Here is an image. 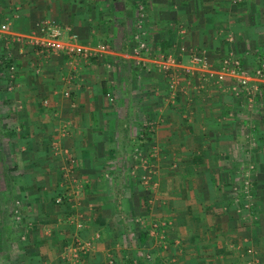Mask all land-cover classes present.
Wrapping results in <instances>:
<instances>
[{
  "label": "crops",
  "instance_id": "obj_1",
  "mask_svg": "<svg viewBox=\"0 0 264 264\" xmlns=\"http://www.w3.org/2000/svg\"><path fill=\"white\" fill-rule=\"evenodd\" d=\"M92 1L0 0V44L6 39L12 41L10 45H5L8 49L5 53L11 51V56L18 64L14 95L10 98L16 100L19 93L20 100L18 98L16 102H23L24 106V111L15 115L16 122L13 120V126H19L25 137L23 148L16 146V151H23V167L34 169L39 162L37 175L43 179L51 174L54 178L52 191H48L42 185L41 177L36 176L28 185L29 195L20 196L25 201H22V209L31 219L29 224L23 226L25 233L29 237L33 235L37 239L36 245L40 247L46 245L53 251L59 248L64 231L58 227L66 219L70 222L69 212L64 207L69 206L66 200L64 204L55 203L58 196L65 197L68 194L58 187L65 170L63 150L68 148L75 158L73 169L78 181L74 183L88 185L84 191V202L79 204V211L81 213L82 210L85 216L87 213V217L91 215L92 219H86V222L90 221L92 225L88 229L79 230V234L86 238L100 235V239L95 240L82 261L84 264H104L106 261L107 264H122L134 259L127 257L125 250L116 251L122 247L116 238L117 229L111 223L113 208L106 201L108 192L102 186L106 184L107 176V170L103 169V158L113 151L115 135L134 137L144 128L145 131H152L153 144L163 156L152 164L158 170L155 178L158 191H155V202L149 206L150 211H143L142 204H145L146 199L142 192L139 195L134 191L130 197L136 195V206L142 205L135 213L145 218H142L145 221L142 229L148 234L142 245L145 247L148 240H153L152 258L156 264H222L221 257L227 250L225 237L232 230H228V227H232V221L218 211L224 201L222 203L215 194L214 197L203 195L204 178L197 175L195 169L238 164L236 160L214 159L218 154L220 157L223 151L238 150L232 137L236 130L234 121L239 120L235 118L240 116L242 101L230 91L236 83V77L228 75L223 82L209 83L212 80L202 78L212 69L205 71L200 65L188 66L182 63L186 71L182 70L181 82L171 92L168 90L170 76L167 77L158 67L161 59L174 51V48L183 42L189 43L181 25L190 31L194 29L192 24L200 21L197 16L206 17L199 24L203 22V28L207 29L208 20L212 17L209 13L211 9L198 15L197 12L202 8L191 4L193 0H146V4H142L147 7L144 22L150 27L142 30L145 31V40L151 49L148 47V51L139 57L140 65L136 73L127 66L119 68L123 75L127 70L128 77L136 74L134 80H126L122 76L123 79L120 77L115 81L112 72L94 66L96 63L91 60L95 58L89 61L70 58L61 48L54 53L42 54L30 45L15 40L16 36L38 35L37 24L46 19L60 25L66 32L60 41L62 45L68 43L67 35L70 32L77 35L83 46H95L98 40L106 38L108 34L100 30L99 17L90 18ZM210 2L201 1L202 4ZM148 29L151 32L150 38L147 36ZM110 34L109 31L108 37H111ZM162 44L168 46L166 52L162 51ZM180 50L175 51L179 53ZM122 52L123 49H118L112 51V54L121 56ZM203 53L206 54L205 51ZM66 74H74L75 80L68 81V92L64 93L65 83L61 80ZM109 90L118 93L115 103L105 99ZM39 99H48L52 107L43 108ZM231 110L235 113L234 117L229 113ZM260 118L264 119L262 116ZM61 124L66 125L71 134L68 140L60 136ZM201 150L209 153V158H200L199 161L192 158V154ZM202 155L205 157L203 151L199 157ZM174 165L178 166V171ZM260 166L264 167V156ZM42 168L46 170H40ZM207 183L212 184V181L209 179ZM261 185V189H264L263 182ZM219 213L226 218L219 220L220 217H216ZM216 234L217 237L212 241L211 238ZM2 245L0 241V248ZM27 249L29 246L22 249L21 254L27 253ZM111 252L117 258L114 263H110L113 262ZM54 258L55 261L61 259Z\"/></svg>",
  "mask_w": 264,
  "mask_h": 264
},
{
  "label": "rangeland",
  "instance_id": "obj_2",
  "mask_svg": "<svg viewBox=\"0 0 264 264\" xmlns=\"http://www.w3.org/2000/svg\"><path fill=\"white\" fill-rule=\"evenodd\" d=\"M201 1L203 0H193L191 4L202 8L197 12L198 15L211 9L209 13L212 17L208 20V28H203L201 24L203 22L199 24L201 19L204 20L206 17L195 16L200 21H198V24H192L194 29L189 31L184 25H181L185 30V36L188 38L187 42L189 43L185 44L183 42L177 48H174V51L170 52L180 65L179 71H176L175 75L177 84L181 80L182 70L186 71L181 64L194 66L190 62L191 53L202 54L204 51L206 54H203L209 62L208 70L212 69L220 72L221 59L233 57L238 59L247 70L244 71V76L252 78V69L258 63L259 57L264 55V0H206L207 2L211 1L208 4H202ZM91 4L93 6L92 10L89 9L90 18L98 19L99 17L100 30L108 36L109 31L111 32V37L107 36L100 39L95 46L90 47L96 50L94 52L95 60H91V62L96 63L94 66L104 67L112 72L115 81L120 77L122 78V76L126 80L128 78L131 80L136 79V74L135 76L130 74L128 77V71L126 70L127 73L123 75L119 68L127 66L130 71L136 73L139 68L136 62L139 61L141 54L136 57L133 52L134 47L139 46L141 40H144L147 47L150 48L145 40L146 36L142 35L145 32L142 29L150 27L144 22L147 7L145 8L142 4H146V0H93ZM202 29H204L205 34ZM147 33L150 38V30ZM0 40H2L1 37ZM11 43L12 41L6 39L0 44L3 46H0V56L8 55L15 67L14 75L4 72L5 69L0 68V241L3 243V247L0 248V264H84L82 261L83 256L88 253L82 255L79 263H74L69 259L70 250L74 246L75 239L89 240L94 245L95 240L100 239V235L98 238H95V235L93 238H86L79 234V230L88 229L91 224L90 221L86 222V219H92L91 215L87 217V213L85 216L82 210L81 213L79 211V204L84 202V191L86 188L88 189V185L74 183V181H78L73 169L75 158L71 156L68 148L64 147L65 151L63 150L65 170H63L58 187L61 189L60 191L72 195V203L69 206H64L66 207L65 210L69 212L70 222L66 219L58 227L64 231V236L58 244L59 248L57 251H53V249L47 248L46 245L40 247V245H36L37 239H34L33 235L29 237L25 233L24 227L31 222V219H28V215L22 209V201H25L20 196H28V185L32 183V178L41 177V175H37L39 174V162L36 163L34 169L25 168L23 167V151H16V146L23 148L25 137L22 136L19 126H13V120L15 115L24 111V106L23 102H16L20 97L19 93L18 96L16 95L18 97L16 100L10 98L14 95L18 65L11 56V51L5 53L8 52L5 45ZM8 48L10 49L9 46ZM181 48L186 51H181ZM118 49H123V55L112 54V51ZM178 49L180 50L179 53L175 51ZM159 70L167 76L160 67ZM212 70L202 80H212L209 83L215 84L216 79L213 80V78L216 77V72ZM99 74H102V72H99ZM74 76V74L62 76L61 81L65 83L64 93L68 92L66 91L68 89L67 85L71 80H75ZM114 92L115 90L107 91L105 99L115 103L118 93ZM38 101L45 109L52 107L48 99H39ZM247 102L245 101L244 104L240 102V116L235 118L239 120L234 121L236 130L234 129L232 142L234 141L233 144L238 145V150L236 149L234 152L223 151L220 153V157L218 154V157L214 158L234 162L236 160L238 164L231 167L195 169L196 174L204 178L202 189L205 194L203 195L214 197L215 194L216 197L221 199L222 203L224 201L218 211L232 221V227H228V230H232L225 237L227 250L223 252V257H221L222 264H247V260L251 255L257 258L256 264H264V189H261V183L264 184V180L262 181L264 167L260 166L264 156V121L260 118L261 116L264 117V98L257 99L256 103L252 104ZM229 113L234 117V111L231 110ZM251 116L253 117L251 118ZM60 128V136L64 140H68L71 134L67 126L61 124ZM146 131L142 128L140 133L134 137L122 134L115 135L112 143L113 151L108 153V157L103 158L105 164V166L103 164V169L107 170V176L105 177L106 184L102 186H105L108 192L106 201L113 208V215L110 217L111 223L117 229L118 235L116 234V238L122 247L116 251L125 250L128 253L127 257L134 258L126 260L122 264H156L152 258L151 244L153 240H148L145 247L139 240L140 233L143 232L142 228L145 226V218L144 216L141 217L140 214H135L137 208L142 207V205L143 211L149 212V206L155 202V195L158 191V183L155 178L158 170L153 168L152 164L157 158L163 156L159 148L153 144L152 137L154 134L152 131ZM143 132L150 137L149 140H146V135ZM52 144L53 142H51ZM135 147L138 151L133 153ZM201 151H203L205 157L203 155L199 157ZM201 151H198L195 155L192 154V158L194 157L198 161L200 158H209V153H205L204 150ZM177 168L178 166L174 165V169L178 171ZM40 170H46V168ZM209 179L212 184L207 183ZM41 182L48 191H52L51 186L54 183V178L51 174L46 175L43 179L41 177ZM209 184L210 189L207 190ZM136 186L138 187L136 188ZM134 191L139 195H141V192L143 193L142 196L146 199L145 204L136 206V195L130 198ZM220 213L216 217H220L219 220H224L226 217ZM210 217L209 219H211ZM142 218L144 219L142 220ZM77 224L82 227L77 228ZM28 227L30 226L28 225ZM122 231L124 232L122 233ZM248 233L251 235L249 236ZM216 237L217 234L211 240L213 241ZM27 246H29V249L26 250L27 253L23 251L24 254H21L22 249L25 250ZM25 254L26 256H24ZM110 255L113 260L112 263H114L117 258L112 255V252ZM54 257L61 259L55 261ZM228 257L229 259H227ZM224 261L227 262L224 263ZM104 264H107V261Z\"/></svg>",
  "mask_w": 264,
  "mask_h": 264
},
{
  "label": "built area",
  "instance_id": "obj_3",
  "mask_svg": "<svg viewBox=\"0 0 264 264\" xmlns=\"http://www.w3.org/2000/svg\"><path fill=\"white\" fill-rule=\"evenodd\" d=\"M38 35L31 34L28 37L16 36L15 40L18 43H24L26 45H30L34 50L38 53L49 54L54 53L60 48L63 50V53L70 58H79L83 60H91L95 57V49H91L90 47H85L79 43L77 35L73 33H68V43L62 45L60 43L62 37L66 34L64 29L49 20H42L37 24ZM144 35V33L142 34ZM141 35V38L143 37ZM139 48V49H137ZM148 51V47L144 40H141L139 46H135L133 49L134 55L136 57L139 54ZM181 51H186L185 49H181ZM140 57V56H139ZM190 62L193 65H200L201 68L208 71V59L202 53H191ZM138 66L140 65V60L136 62ZM221 71L216 73V82H223L228 75H232L236 77V83L233 84L230 88L233 96L244 103L252 104L256 103L258 99L259 92H264V55L259 57L258 63L252 69L251 77L244 76V71H247L245 67L241 64V62L233 57L222 58L220 62ZM159 67L167 74L168 79V90L173 92L177 86V82L175 80L176 71H178V63L172 54L167 55L161 59L159 62ZM0 68L5 69L4 72L11 73L14 75L15 67L12 63L10 57L8 55L0 56ZM210 72V71H209ZM206 72V74H209ZM250 75V74H249ZM13 77V76H12ZM208 79V78H207ZM112 100V99H111ZM138 149L133 148V153L137 152ZM138 155V153H137ZM136 159V156H135ZM71 205L72 203V195L70 193L66 194V196H58L55 200L56 204H64V201ZM72 220V219H71ZM78 228H81V225L77 224ZM95 238H98V234L95 235ZM92 240V239H91ZM93 243L91 241H83L79 238L75 239L74 246L70 250V258L74 263H79L82 255L87 254L91 249ZM250 252V251H249ZM112 263V261H110ZM257 258L251 255V257L247 260V264H256Z\"/></svg>",
  "mask_w": 264,
  "mask_h": 264
},
{
  "label": "trees",
  "instance_id": "obj_4",
  "mask_svg": "<svg viewBox=\"0 0 264 264\" xmlns=\"http://www.w3.org/2000/svg\"><path fill=\"white\" fill-rule=\"evenodd\" d=\"M162 47H163V48H162V51H163V52H166L168 46L162 44ZM259 93H260V94H258L257 96H258V99L260 100L261 98H264V92L260 91ZM263 118H264V117H263ZM263 121H264V119H263ZM143 133H144V132H143ZM144 135H146V140H147V139H148V140L150 139V137L147 136V134L144 133ZM147 234H148V233H146V232H144V231L140 233L139 240L141 241V243H144V242H145Z\"/></svg>",
  "mask_w": 264,
  "mask_h": 264
}]
</instances>
